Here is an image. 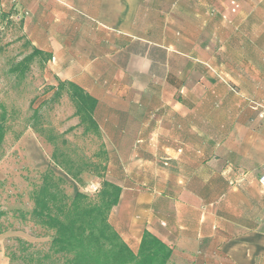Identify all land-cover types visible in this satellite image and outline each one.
I'll use <instances>...</instances> for the list:
<instances>
[{
    "label": "crops",
    "instance_id": "0c3cea01",
    "mask_svg": "<svg viewBox=\"0 0 264 264\" xmlns=\"http://www.w3.org/2000/svg\"><path fill=\"white\" fill-rule=\"evenodd\" d=\"M31 8L54 75L98 99L106 142H158L171 160L153 185L144 170L116 182L109 218L129 246L149 230L171 248L166 264H264V10L244 1L231 13L230 0Z\"/></svg>",
    "mask_w": 264,
    "mask_h": 264
},
{
    "label": "rangeland",
    "instance_id": "374dc122",
    "mask_svg": "<svg viewBox=\"0 0 264 264\" xmlns=\"http://www.w3.org/2000/svg\"><path fill=\"white\" fill-rule=\"evenodd\" d=\"M244 1L264 10V0H230L231 13H236ZM31 3L0 0V102L7 109L8 127L0 157V224L4 229L0 234V264H67L65 257L51 248L54 230L31 218L32 193L41 184L42 172L51 167L64 175L65 190L73 197L77 191L95 194L98 189L92 191L91 185L100 184L104 178L126 182V170H144L138 176L140 181L146 177L149 181L144 180L145 186L153 185L159 177L157 170L171 160L160 154L158 142L110 143L103 132H84L66 92L57 100H49L54 91L51 86L57 85L59 78L45 56L34 57L24 72L17 69L19 62L45 39L34 29L38 15L31 16ZM43 18L46 20L47 14ZM38 106V123L54 136L56 144L32 127V115ZM55 145L76 162H88L80 180L54 165L51 155ZM96 170H103V176ZM116 170L124 171L117 174Z\"/></svg>",
    "mask_w": 264,
    "mask_h": 264
},
{
    "label": "trees",
    "instance_id": "16d2710c",
    "mask_svg": "<svg viewBox=\"0 0 264 264\" xmlns=\"http://www.w3.org/2000/svg\"><path fill=\"white\" fill-rule=\"evenodd\" d=\"M45 56L49 60L52 54L37 46L18 64L17 69L24 72L36 56ZM49 100L59 99L65 92L75 106L74 114L84 125V132L100 135L102 130L95 117L98 99L73 80L58 79ZM40 106L34 109L32 127L56 144L55 138L46 133L39 125ZM7 109L0 102V157L7 132ZM65 142V141H64ZM51 158L56 167L75 180L87 170L88 162H76L55 145ZM103 176V170H96ZM67 178L57 174L51 167L42 172L41 184L33 190V208L31 218L48 229L54 230L51 248L65 257L67 264H166L171 256V248L145 230L139 248L134 251L115 229L109 220L110 213L118 204L122 186L104 178L95 194L77 191L70 197L64 185ZM98 197V198H97ZM97 200H93L96 199ZM2 212H0V215ZM4 231L0 224V234Z\"/></svg>",
    "mask_w": 264,
    "mask_h": 264
},
{
    "label": "built area",
    "instance_id": "2783aa9c",
    "mask_svg": "<svg viewBox=\"0 0 264 264\" xmlns=\"http://www.w3.org/2000/svg\"><path fill=\"white\" fill-rule=\"evenodd\" d=\"M260 180L264 184V165H263V170H262ZM99 187H100L99 183H96V184L93 183V185H91V190L96 191L97 189H99Z\"/></svg>",
    "mask_w": 264,
    "mask_h": 264
}]
</instances>
